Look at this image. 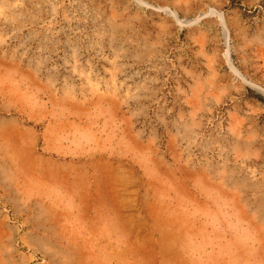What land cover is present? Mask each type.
<instances>
[{"label": "rangeland", "instance_id": "1", "mask_svg": "<svg viewBox=\"0 0 264 264\" xmlns=\"http://www.w3.org/2000/svg\"><path fill=\"white\" fill-rule=\"evenodd\" d=\"M0 264H264V0H0Z\"/></svg>", "mask_w": 264, "mask_h": 264}]
</instances>
